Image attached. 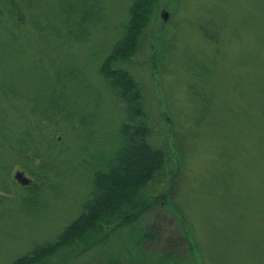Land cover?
Masks as SVG:
<instances>
[{
  "label": "rangeland",
  "instance_id": "obj_1",
  "mask_svg": "<svg viewBox=\"0 0 264 264\" xmlns=\"http://www.w3.org/2000/svg\"><path fill=\"white\" fill-rule=\"evenodd\" d=\"M130 5L0 0V264L53 241L113 158L126 113L99 69ZM153 13L114 68L168 153L147 187L163 197L137 223L154 234L135 246L122 228L47 264H264V0H155Z\"/></svg>",
  "mask_w": 264,
  "mask_h": 264
},
{
  "label": "trees",
  "instance_id": "obj_2",
  "mask_svg": "<svg viewBox=\"0 0 264 264\" xmlns=\"http://www.w3.org/2000/svg\"><path fill=\"white\" fill-rule=\"evenodd\" d=\"M154 5L155 0H131L121 38L99 69L126 113L113 158L105 169L94 173L90 199L82 213L53 241L35 245L11 264H47L63 250L82 251L95 244L103 245L122 228L138 231L135 246L153 236L152 231L138 229L137 223L163 197H153L147 187L166 165L168 153L150 141L151 129L138 83L128 71L114 66L129 61L138 52L143 31L153 18Z\"/></svg>",
  "mask_w": 264,
  "mask_h": 264
},
{
  "label": "water",
  "instance_id": "obj_3",
  "mask_svg": "<svg viewBox=\"0 0 264 264\" xmlns=\"http://www.w3.org/2000/svg\"><path fill=\"white\" fill-rule=\"evenodd\" d=\"M167 14L164 15V17L166 18ZM15 179L23 186L28 184V179L26 177L23 176V173L21 172H17L15 175Z\"/></svg>",
  "mask_w": 264,
  "mask_h": 264
}]
</instances>
